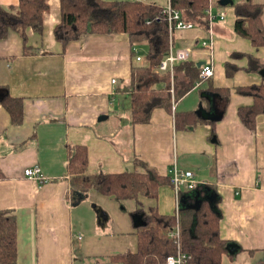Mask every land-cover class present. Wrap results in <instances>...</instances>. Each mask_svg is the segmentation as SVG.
Returning a JSON list of instances; mask_svg holds the SVG:
<instances>
[{
  "label": "crops",
  "instance_id": "1",
  "mask_svg": "<svg viewBox=\"0 0 264 264\" xmlns=\"http://www.w3.org/2000/svg\"><path fill=\"white\" fill-rule=\"evenodd\" d=\"M219 1L211 4L226 16L213 22L210 49L199 43L208 27L197 26L176 39L177 46L193 48L188 61L199 67L212 62L214 74L175 99L171 111L156 108L149 123L131 121L124 88L139 63L133 61L127 33H86L63 46L53 34L61 1L48 0L43 33L26 30L28 47L15 30L0 40V87L21 97L24 110L22 124L12 125L0 103V210L17 216V264H120L111 258L137 246L141 219L134 210L152 205L163 214L178 210L171 182L159 188L157 199L140 197L141 205L95 189L75 191L67 147L77 144L87 147L88 174L133 170L139 158L169 176L175 160L194 173L197 186L216 195L219 233L228 242L222 264H264V113L249 129L238 111L252 105L253 97L237 90L264 82V68L248 69L249 57L264 62V46L237 33L234 2L222 6ZM227 63L236 68L230 75ZM200 104L197 115L205 121L176 128L175 113L197 112ZM36 163L43 167L42 177L27 178L25 169ZM188 192L182 190L179 203Z\"/></svg>",
  "mask_w": 264,
  "mask_h": 264
},
{
  "label": "trees",
  "instance_id": "2",
  "mask_svg": "<svg viewBox=\"0 0 264 264\" xmlns=\"http://www.w3.org/2000/svg\"><path fill=\"white\" fill-rule=\"evenodd\" d=\"M61 20L53 29L54 38L66 46L86 33H127L130 37L132 57L139 45H147V54L139 64H133L131 83L124 88L129 93L131 121L134 124L149 123L156 108L172 110L171 77L158 73L156 68L167 55L169 47L168 21L157 17L163 6L143 0H60ZM212 0H170L181 10L184 20L207 28L209 19L206 9ZM235 31L251 40L255 46H264V1L240 0L234 3ZM48 0H19L16 5L0 4V40L8 37L11 30L19 32L28 47L27 32L32 28L43 33L44 13L48 11ZM249 71L261 70L264 62L249 57ZM227 74L236 68L227 63ZM201 67L192 61H184L175 67L174 92L182 97L201 80ZM216 90V89H214ZM238 92L253 97L252 105L241 106L238 115L243 123L254 129L257 116L264 113V82L240 86ZM217 91H224L217 89ZM227 93V90L225 91ZM0 103L10 113L11 124L19 126L24 120L23 99L11 96L0 87ZM176 128L195 126L201 120L196 111L175 113ZM205 121V120H204ZM68 171L71 186L75 191L86 193L95 189L118 200L140 197L157 199L159 188L171 181L143 159L135 158L133 170L88 174V151L86 145H68ZM4 176L0 168V178ZM186 193V204L179 203L178 220L181 227L180 248L189 264H222V256L228 251V242L219 233L220 210L216 202L208 199L213 190L200 185ZM197 194L202 198L199 209L193 207ZM133 215L139 214L137 246L134 250L117 254L111 259L120 264H167L166 258L176 253L177 244L171 232L177 223L176 213L163 214L157 206L148 209L140 206ZM17 216L8 209L0 210V264H17L18 239Z\"/></svg>",
  "mask_w": 264,
  "mask_h": 264
},
{
  "label": "built area",
  "instance_id": "3",
  "mask_svg": "<svg viewBox=\"0 0 264 264\" xmlns=\"http://www.w3.org/2000/svg\"><path fill=\"white\" fill-rule=\"evenodd\" d=\"M206 15L209 19V25L207 28V36L201 38L199 41L200 46L204 48L212 47L214 42V33L212 32V26L213 22L216 20V18L222 19L225 18L226 12H217L214 8V6L210 3L209 7L206 9ZM164 18L166 21H168V35H169V47L167 55L161 60L159 63L160 65L156 68V71L158 73H166L169 74V77H171V87L169 91L172 94L173 98V106L175 105V99L176 95L174 92V72L176 65L190 60L193 52V48L190 46H176V39L181 36V34L188 30H193L197 28L198 25L194 24L193 22L184 20L182 17L181 10L175 8L171 5L170 0H167L166 4L163 5V8L160 11L159 16ZM134 63H139L143 61L142 55L136 54L133 58ZM214 74V65L212 62L207 63L201 67V70L199 72V77L202 79L211 78V76ZM113 82H116V79H112ZM175 108V106H174ZM172 166L169 170V177H171V184L176 192V196L178 199V206L180 197L182 194V190H191L197 187V183L194 180V173L190 170H183L179 167L178 163L174 160L172 162ZM43 173V167H41L38 163L28 166L25 171L24 175L31 179H40L42 177ZM180 206L178 207L179 210ZM178 210L176 211L177 215V223L175 227L173 228V231L171 232L172 237H174V240L177 244V252L173 253V255H169L166 258L167 264H189L187 262V257L185 253L182 252V249L180 248V238H181V227H180V221L178 220Z\"/></svg>",
  "mask_w": 264,
  "mask_h": 264
},
{
  "label": "water",
  "instance_id": "4",
  "mask_svg": "<svg viewBox=\"0 0 264 264\" xmlns=\"http://www.w3.org/2000/svg\"><path fill=\"white\" fill-rule=\"evenodd\" d=\"M233 1L232 0H220L219 1V4L220 5H229V4H232ZM261 74L264 75V69L261 70ZM203 109V105L200 104V109H198V111L196 112L197 114H200V110ZM215 193H211L210 195H208V199L211 200V201H215L216 197H215ZM187 199H189V196L186 195V196H183L182 199H181V203H184L186 204L187 202ZM201 201H202V198H199V194H197L196 196V199L194 201V203H192L191 205L197 209H199L201 207Z\"/></svg>",
  "mask_w": 264,
  "mask_h": 264
},
{
  "label": "rangeland",
  "instance_id": "5",
  "mask_svg": "<svg viewBox=\"0 0 264 264\" xmlns=\"http://www.w3.org/2000/svg\"><path fill=\"white\" fill-rule=\"evenodd\" d=\"M159 3H161V4H164L167 0H157ZM219 1V0H218ZM235 4L238 2V1H240V0H232ZM225 8H227V7H225ZM229 9V8H228ZM217 11V10H216ZM263 18H264V16H263ZM178 44H176V46H177ZM138 50L140 51V53L139 54H141L142 55V57H143V55L145 56L146 54H147V52H148V50H147V45L146 44H142V45H139V48H138ZM144 58V57H143ZM172 95V94H171ZM177 98L178 97H176V100H177ZM171 99H172V102H173V98H172V96H171Z\"/></svg>",
  "mask_w": 264,
  "mask_h": 264
}]
</instances>
